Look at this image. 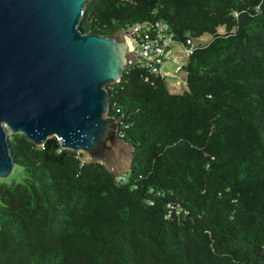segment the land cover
<instances>
[{"label": "trees", "instance_id": "obj_1", "mask_svg": "<svg viewBox=\"0 0 264 264\" xmlns=\"http://www.w3.org/2000/svg\"><path fill=\"white\" fill-rule=\"evenodd\" d=\"M145 21L193 42L184 88L135 63L107 85L126 175L9 133L0 264H264V0H89L79 26Z\"/></svg>", "mask_w": 264, "mask_h": 264}, {"label": "water", "instance_id": "obj_2", "mask_svg": "<svg viewBox=\"0 0 264 264\" xmlns=\"http://www.w3.org/2000/svg\"><path fill=\"white\" fill-rule=\"evenodd\" d=\"M89 0H0V177L15 166L8 134L35 145L55 136L81 161L120 174L132 145L109 113V83L135 62L121 29L83 30Z\"/></svg>", "mask_w": 264, "mask_h": 264}, {"label": "built area", "instance_id": "obj_3", "mask_svg": "<svg viewBox=\"0 0 264 264\" xmlns=\"http://www.w3.org/2000/svg\"><path fill=\"white\" fill-rule=\"evenodd\" d=\"M126 32L130 35L134 44L135 64L147 68L153 73L161 76H176L179 68L182 67L176 58H168L175 33L164 21H152L132 24ZM182 52L187 57L192 52L190 39H185ZM166 60L172 62V72L163 73L162 67ZM119 178V176H118Z\"/></svg>", "mask_w": 264, "mask_h": 264}, {"label": "rangeland", "instance_id": "obj_4", "mask_svg": "<svg viewBox=\"0 0 264 264\" xmlns=\"http://www.w3.org/2000/svg\"><path fill=\"white\" fill-rule=\"evenodd\" d=\"M218 31H223L222 27H218ZM211 35L209 33H203L200 36L194 38L195 43L204 44L210 39ZM183 46L180 42H173L170 47L169 52L167 53L168 58H176L180 65H183L186 60V56L182 52ZM163 73L172 72V62L170 60H166L162 67ZM185 75V70L181 67L176 76L168 75L165 79V85L169 92L177 93L180 92L184 88L183 78ZM121 175H126V172L120 173ZM22 170L18 166H14L9 175L5 178H1L6 182L11 181H20L22 178Z\"/></svg>", "mask_w": 264, "mask_h": 264}]
</instances>
